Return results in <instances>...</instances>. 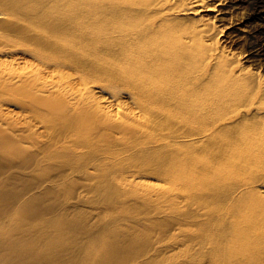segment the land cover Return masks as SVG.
<instances>
[{
    "label": "bare ground",
    "instance_id": "1",
    "mask_svg": "<svg viewBox=\"0 0 264 264\" xmlns=\"http://www.w3.org/2000/svg\"><path fill=\"white\" fill-rule=\"evenodd\" d=\"M211 1L0 0V264H264V74Z\"/></svg>",
    "mask_w": 264,
    "mask_h": 264
},
{
    "label": "rangeland",
    "instance_id": "2",
    "mask_svg": "<svg viewBox=\"0 0 264 264\" xmlns=\"http://www.w3.org/2000/svg\"><path fill=\"white\" fill-rule=\"evenodd\" d=\"M226 2L233 5L234 9L232 25L227 23L228 26L226 25L227 28L224 29V34L228 32L231 34H226V41L221 42L222 45L226 50L241 54L242 65L258 69L264 74V0H226ZM204 3L212 4L213 1L204 0ZM258 10L262 11L258 12Z\"/></svg>",
    "mask_w": 264,
    "mask_h": 264
}]
</instances>
